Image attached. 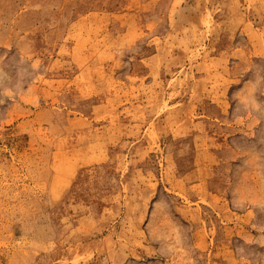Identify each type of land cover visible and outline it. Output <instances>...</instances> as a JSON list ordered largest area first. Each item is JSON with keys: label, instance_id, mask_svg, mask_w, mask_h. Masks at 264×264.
Masks as SVG:
<instances>
[{"label": "rangeland", "instance_id": "obj_1", "mask_svg": "<svg viewBox=\"0 0 264 264\" xmlns=\"http://www.w3.org/2000/svg\"><path fill=\"white\" fill-rule=\"evenodd\" d=\"M0 264H264V0H0Z\"/></svg>", "mask_w": 264, "mask_h": 264}]
</instances>
